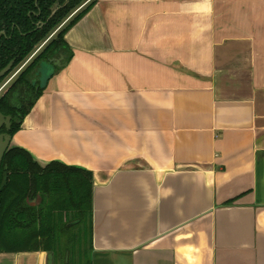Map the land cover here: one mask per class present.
Returning a JSON list of instances; mask_svg holds the SVG:
<instances>
[{
    "label": "crops",
    "instance_id": "crops-1",
    "mask_svg": "<svg viewBox=\"0 0 264 264\" xmlns=\"http://www.w3.org/2000/svg\"><path fill=\"white\" fill-rule=\"evenodd\" d=\"M92 1L10 146L92 173L89 264H264V0Z\"/></svg>",
    "mask_w": 264,
    "mask_h": 264
},
{
    "label": "trees",
    "instance_id": "trees-1",
    "mask_svg": "<svg viewBox=\"0 0 264 264\" xmlns=\"http://www.w3.org/2000/svg\"><path fill=\"white\" fill-rule=\"evenodd\" d=\"M55 2L0 0V71L14 61L0 83L20 70L0 98V113L19 122L12 125L11 137L42 94L35 69L67 49L64 35L95 4L68 0L62 6L65 0H60L51 15ZM92 190L90 171L59 162L41 167L29 152L10 146L0 165V253L47 252L62 264L66 254L73 264L69 258L77 253L85 258L78 264H89Z\"/></svg>",
    "mask_w": 264,
    "mask_h": 264
},
{
    "label": "water",
    "instance_id": "water-1",
    "mask_svg": "<svg viewBox=\"0 0 264 264\" xmlns=\"http://www.w3.org/2000/svg\"><path fill=\"white\" fill-rule=\"evenodd\" d=\"M57 6H58V1H56V3L51 8V10H52L51 15H53L55 13ZM13 63H14V61L9 62L8 65L0 71V80L2 78H4L10 72V70L13 66ZM43 64L49 65V68H50V72L46 75V78L44 81L45 82L44 85H45L47 83V81L50 79V77L55 73L56 68H59L62 66V63H61V61H53V60L41 62L39 64L38 68L35 69V72H34L35 76H39V74H40L39 71H40V68L43 66ZM38 81H39L40 86H42L40 77H39ZM2 83H0V86ZM2 86L0 87V90L3 88ZM17 123H19V122L17 121ZM2 126L5 128L6 132H8L10 130V126H11V117L10 116H4L0 113V128ZM11 138H12L11 135H9L8 133L0 134V165H1V161H2V158L5 154V152L10 148ZM49 257L51 258L52 254H49ZM49 264H50V261H49Z\"/></svg>",
    "mask_w": 264,
    "mask_h": 264
},
{
    "label": "flooded vegetation",
    "instance_id": "flooded-vegetation-1",
    "mask_svg": "<svg viewBox=\"0 0 264 264\" xmlns=\"http://www.w3.org/2000/svg\"><path fill=\"white\" fill-rule=\"evenodd\" d=\"M56 1H58V6H59V1L60 0H56ZM68 2V0H65V2L63 3V5L62 6H64L66 3ZM56 3V2H55ZM54 3V4H55ZM58 6H57V8H58ZM53 7V6H52ZM57 8H56V10H57ZM39 24V26L37 27V28H41L42 26H43V23H38ZM43 45L44 44H42L41 46H39L38 47V49L35 51V53L31 56V58L34 56V55H36L41 49H42V47H43ZM30 61V59L27 61V63ZM26 63V64H27ZM25 64V65H26ZM22 67H24V65L22 66ZM20 70H18L17 72H16V74L14 75V77H12L9 81H7V83L4 85V87L6 86L7 88H6V90L4 91V92H2V94H0V98L3 96V94L10 88V86L13 84V82H14V80L16 79V77H17V74H18V72H19ZM14 74V73H13ZM14 78V79H13ZM5 82V80H3V83ZM3 87V88H4ZM2 88V89H3ZM2 89L0 90V92L2 91ZM4 116H6V115H4ZM7 116H9V115H7ZM11 117V116H10ZM14 122L15 123H17V120H13V118L11 117V126H10V130L8 131V132H6V130H5V128L2 126L1 128H0V134H5V133H8L9 135H10V131H11V128H12V125L14 124Z\"/></svg>",
    "mask_w": 264,
    "mask_h": 264
},
{
    "label": "rangeland",
    "instance_id": "rangeland-1",
    "mask_svg": "<svg viewBox=\"0 0 264 264\" xmlns=\"http://www.w3.org/2000/svg\"><path fill=\"white\" fill-rule=\"evenodd\" d=\"M39 72H40L39 77H40V80H41V84L43 86L44 83H45L44 81H45L46 75L50 72L49 65L43 64V66L40 68V71ZM15 74H16V72L14 74L13 73L10 74L7 78H5V82L2 83L1 86L3 85L2 87H4V85L7 83V81H9L12 77H14ZM6 86L2 89V91L0 92V94H2V92H4L6 90V88H7ZM83 245H84V243L82 242L81 243V246L84 247Z\"/></svg>",
    "mask_w": 264,
    "mask_h": 264
}]
</instances>
